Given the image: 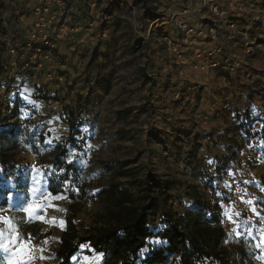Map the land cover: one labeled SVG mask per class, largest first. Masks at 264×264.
<instances>
[{
	"label": "rangeland",
	"instance_id": "rangeland-1",
	"mask_svg": "<svg viewBox=\"0 0 264 264\" xmlns=\"http://www.w3.org/2000/svg\"><path fill=\"white\" fill-rule=\"evenodd\" d=\"M202 2L0 0V127L42 123L51 141L67 137L75 123V135L83 141L75 153L93 191L115 179L118 169H127L138 179L152 173L175 181L171 201L180 212L190 205L187 193L195 187L206 201L218 199L229 211L226 202L238 196L235 188L245 192L249 186L238 170L252 161L237 162L235 151L244 148L251 126L237 108L223 110L231 99L223 71L201 67L207 59L198 55L216 43H192L179 26L194 28L192 36L207 29L211 16L207 7L199 11ZM245 3L250 11V2ZM254 6L263 16L264 0ZM16 96L28 107L13 117ZM12 153L8 170L15 175L7 185L16 195L8 208L0 206V238L7 243L17 229L32 247L33 240L41 242L43 259L32 258L31 264H58L53 246L65 229L71 201L48 191L51 165L45 156L20 149ZM4 168L0 164V183L6 180ZM257 177L263 187L255 203L264 207V174ZM210 181L216 196L206 187ZM29 204L31 215L24 211ZM101 207L99 198L87 201L78 223H91ZM246 213L223 214L226 230L233 234ZM28 221L39 225L38 239L20 230ZM154 225L160 227L157 220ZM0 258L6 263V255Z\"/></svg>",
	"mask_w": 264,
	"mask_h": 264
},
{
	"label": "trees",
	"instance_id": "trees-1",
	"mask_svg": "<svg viewBox=\"0 0 264 264\" xmlns=\"http://www.w3.org/2000/svg\"><path fill=\"white\" fill-rule=\"evenodd\" d=\"M145 75V73H142ZM28 104L15 97L13 117ZM11 117H8L9 119ZM70 123L67 137L45 139V125L29 120L0 127V164L4 165L0 183V206L8 208L15 192L7 181L15 175L9 165L17 149L45 156L51 165L47 188L52 195L66 194V226L53 250L58 264H73L74 257L88 246L102 256V264H260L256 236H249L240 225V235L229 233L223 225V208L218 199L206 201L197 187L187 193L191 203L180 212L173 206L170 191L175 181L148 173L133 177L118 169L116 178L93 191L76 150L83 141ZM132 176V177H128ZM124 178V179H121ZM18 185L21 179L17 178ZM216 196L212 181L206 183ZM12 197V198H11ZM99 198L102 207L89 224L78 223L77 216L87 201ZM154 220L160 224L156 228ZM28 221L20 227L35 239L40 227ZM0 264H6L0 258Z\"/></svg>",
	"mask_w": 264,
	"mask_h": 264
},
{
	"label": "built area",
	"instance_id": "built-area-1",
	"mask_svg": "<svg viewBox=\"0 0 264 264\" xmlns=\"http://www.w3.org/2000/svg\"><path fill=\"white\" fill-rule=\"evenodd\" d=\"M244 1L250 2V11ZM256 1L203 0L199 11L207 7L211 19L206 23L207 29H197L195 36H192L194 28L179 22V26L191 35L192 43L202 40L203 43H216L203 47L198 56H203L207 62L201 67L223 71V81L231 88V99L224 101L223 110L231 111L241 106L244 122L251 126V133H244L247 139L237 161L256 157L264 147V68L254 66L255 59L264 57V15H261V9H254ZM37 11L40 12L39 7ZM43 42L49 44L50 40L45 37ZM37 50L42 52L43 48L38 46ZM224 224L228 225L229 221ZM33 249V259L38 261L43 251L39 240H33ZM74 264L88 263L75 259Z\"/></svg>",
	"mask_w": 264,
	"mask_h": 264
},
{
	"label": "crops",
	"instance_id": "crops-1",
	"mask_svg": "<svg viewBox=\"0 0 264 264\" xmlns=\"http://www.w3.org/2000/svg\"><path fill=\"white\" fill-rule=\"evenodd\" d=\"M254 66L256 68H264V57L263 59L262 58L255 59ZM215 104L217 105V102ZM240 108H241L240 106L237 107V111L239 113L241 112ZM242 152H243V148H241V151H235V155L242 156ZM235 159L237 161V158ZM248 160L252 161V163L248 165H241L242 166L241 169L238 170L239 171L238 174L247 175V177L244 178L245 180H247V183L249 185L248 187H246L247 191L238 192L235 188L234 194L238 193V196L234 198V201H232V203L226 202V205L228 204L227 210L229 211L226 212L225 210H223V214H227L228 216H230V215H234L239 210L244 211V213L247 212L246 216L242 217L245 221L244 222L239 221V222H241V224L245 223L248 225V227H250L247 232L249 236L255 233L257 238L260 239L261 237H264V207L260 203L257 202L255 203L256 200L255 198L260 194L258 193V190H260L261 187H263L259 184L258 182L259 178L257 177V175L259 176L260 174H264V151L259 152L256 157L254 156L252 158H249ZM244 161L246 162L245 159ZM250 194H253L252 198L250 197ZM249 222H251V226ZM256 226H260L261 230L260 231L256 230L255 229ZM251 231L253 232L250 235ZM233 234L235 235L241 234L240 225L237 227L236 231ZM256 241H258V239ZM259 248H260V253L262 254V256H264V244H262ZM84 249L86 250L85 252H82L78 256L74 257L73 264L75 259H79L81 262H86L88 264H102V256L100 254L93 252V250L88 246H84ZM261 254L258 255V260L260 264H264V259L261 257ZM97 257H99V259H97ZM43 264H50V262L45 261L43 262Z\"/></svg>",
	"mask_w": 264,
	"mask_h": 264
},
{
	"label": "snow or ice",
	"instance_id": "snow-or-ice-1",
	"mask_svg": "<svg viewBox=\"0 0 264 264\" xmlns=\"http://www.w3.org/2000/svg\"><path fill=\"white\" fill-rule=\"evenodd\" d=\"M24 211L31 215L33 205L29 204L24 208ZM243 230H249L247 224L243 226ZM17 233L18 230L13 229L7 237V243L0 238V256H7L6 264H31L34 249L27 241H23ZM262 244H264V237H261L257 241L256 247L259 248ZM41 259H43V257H41ZM97 259H99V257H97Z\"/></svg>",
	"mask_w": 264,
	"mask_h": 264
}]
</instances>
